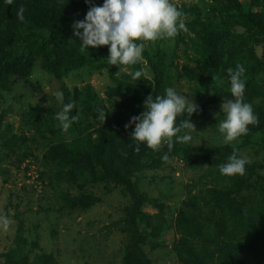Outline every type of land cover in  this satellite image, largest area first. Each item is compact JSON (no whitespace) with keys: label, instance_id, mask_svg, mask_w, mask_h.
I'll return each instance as SVG.
<instances>
[{"label":"trees","instance_id":"1","mask_svg":"<svg viewBox=\"0 0 264 264\" xmlns=\"http://www.w3.org/2000/svg\"><path fill=\"white\" fill-rule=\"evenodd\" d=\"M207 1L200 0L204 19L198 2L176 5L186 14L187 31H180L172 38L174 48L179 43L186 44L185 39L191 40L194 51L202 59L201 70H210L220 83V88L207 97L190 121L201 117L208 105H221L222 100L234 99L227 71L217 70L224 40L238 38L243 47H253L251 55L255 63L241 79L245 82L244 102L252 105L259 124L250 125L247 135L220 147L166 150L154 158L159 152L149 149L146 143H139L137 150L138 142L131 138L135 127L125 125L143 113L149 96L165 94L169 84L166 55L144 48L143 61L128 66L134 72L143 70L145 64L151 78L143 75L140 81H135L124 71L115 76L119 69L106 60L108 46L90 47L82 52L80 40L74 35V23L85 19L91 4L102 6L104 0H13L12 5L0 0V90L9 92L17 82H26L36 62L57 81L83 68L90 72L106 69L110 74L112 85L107 88L106 96L114 105L112 110L105 109L90 84L72 91L61 85L63 103H74L76 107L70 115L79 114L80 118L67 131L60 126L54 128V145L47 156L54 170V177L49 178L60 184L61 202L69 204L71 210L94 205L99 198L93 189L101 184L108 191L111 186L129 196L131 205L124 208L121 221V232L126 234L122 264H150L144 247L159 237L166 225L161 210L155 214L143 211L145 199L134 177L144 168H159L165 154L170 158L176 155L192 159L194 165L202 158L211 167L208 178L212 186L203 185L204 195L199 196L192 194V190L200 183L189 184V197L177 212L174 223L180 234L175 244L178 263L264 264V102L256 101L264 85V0ZM21 6L25 8L23 22L15 14ZM190 30L196 40L188 36ZM257 47L261 49L259 56L253 51ZM212 73L208 74L211 82L215 76ZM187 76L193 79L192 75ZM101 110L107 114L105 122L98 118ZM187 118L186 113L178 116L177 126ZM233 144L250 162L244 175L224 176L219 165L228 161ZM62 209H67L65 204L58 210ZM207 232L214 235L209 239ZM14 242L16 247L3 254V264H58L45 254L34 255L30 262L29 254L24 252L26 240L20 231Z\"/></svg>","mask_w":264,"mask_h":264},{"label":"rangeland","instance_id":"2","mask_svg":"<svg viewBox=\"0 0 264 264\" xmlns=\"http://www.w3.org/2000/svg\"><path fill=\"white\" fill-rule=\"evenodd\" d=\"M247 1L242 0L243 3ZM197 2L203 10L201 19H204L205 10L200 0H172L180 6ZM235 31L230 30L231 33ZM188 36L196 40L193 31L190 30ZM184 43L174 48L171 38L146 42L145 48L166 55L167 88H173L188 100L193 99L200 108L207 97H212L216 88H220V83L216 82L218 76L210 70H201L203 62L193 49L194 43L186 39ZM221 47L223 57H219V73L230 67L235 70L237 63L244 67V74L250 71L255 63L251 55L253 47H243L238 38H226ZM253 51L257 56L261 53L260 47ZM144 66L145 77L151 78ZM184 67L189 69L184 70ZM210 73L215 75L214 83L208 81ZM188 74L193 79H189ZM218 80L221 81L220 77ZM85 84L91 85L105 109H114L106 96L107 88L112 85L106 69L90 72L83 68L57 81L36 62L26 82H17L9 92L0 90V215L11 221L7 230L0 227V264L4 262L3 254L16 247L14 239L18 231L26 240L24 252L29 254L30 262L34 255L45 254L51 255L58 264H122L126 234L121 232V221L124 208L131 205L129 196L110 185L108 191L101 184L93 189L99 198L94 205L71 210L69 204L61 202L60 184L49 178L54 177V170L47 153L54 145V128L59 127L55 116L62 109L53 94L61 92V85L72 91ZM262 88L263 93L258 94L256 100L259 103L264 102V85ZM221 119V105H208L201 117L190 121L196 128L191 132L192 140L179 143L174 137L173 149L226 145L218 130ZM131 126L135 127L134 124ZM166 150L165 143L159 154L152 157L163 155ZM208 162L203 163L201 158L194 165L192 159L174 155L159 168H144L134 175L138 191L145 199L143 211L155 214L161 210L166 222L160 236L144 247L150 264H179L175 244L180 234L174 222L183 201L189 197V184L200 183L192 190V194L199 196L204 195L203 185L212 186ZM71 192L75 194L76 190L71 189ZM63 203L67 209L58 210ZM210 233L205 234L209 239L214 235Z\"/></svg>","mask_w":264,"mask_h":264},{"label":"clouds","instance_id":"3","mask_svg":"<svg viewBox=\"0 0 264 264\" xmlns=\"http://www.w3.org/2000/svg\"><path fill=\"white\" fill-rule=\"evenodd\" d=\"M12 5L13 0H4ZM89 2V0H86ZM25 8L21 6L16 11V18L23 22ZM186 14L178 10L171 0H104L102 6L91 4L83 21L74 23V35L80 40V50L108 46L109 56L106 59L111 66L118 67L116 75L126 72L135 81H140L143 70L129 71L128 66L143 61L145 42L175 38L180 31H187ZM82 30V31H81ZM75 42V41H69ZM140 42V43H138ZM245 69L237 63L236 69H227L230 78V92L234 99L222 100L221 108L223 119L218 123V130L223 134L224 142L232 143L239 137L247 135L250 125H258L259 119L254 114L252 105L244 102L245 82L241 79ZM215 80V77H213ZM164 95L155 98L149 96L144 103L145 110L140 116L131 118L126 128L135 125L131 138L139 143H146L153 151H159L162 145L167 144L171 152L176 142L188 143L192 140L191 132L196 131L190 118L199 110L194 100H188L178 94L173 88L164 90ZM62 104V109L56 114L62 130L67 131L74 122L79 121V114L70 115L76 107L74 103H63V93L53 94ZM187 114L177 126V117ZM106 113L100 111L99 119L105 122ZM162 161H169L168 154ZM250 161L241 156L239 149L233 144L232 154L228 161L219 165L221 175H244L246 165ZM204 167H209L205 165ZM11 221L5 215H0V227L5 230Z\"/></svg>","mask_w":264,"mask_h":264}]
</instances>
